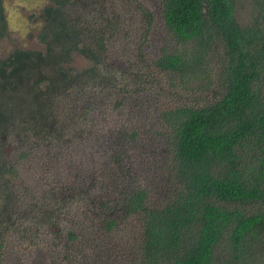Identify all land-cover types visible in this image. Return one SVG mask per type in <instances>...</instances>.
Listing matches in <instances>:
<instances>
[{
  "label": "trees",
  "instance_id": "trees-1",
  "mask_svg": "<svg viewBox=\"0 0 264 264\" xmlns=\"http://www.w3.org/2000/svg\"><path fill=\"white\" fill-rule=\"evenodd\" d=\"M9 1L0 0V42L11 38ZM253 1L257 17L244 25L241 0H163L175 46L152 66L176 90L200 85L211 95L162 112L166 196L151 205L143 187L108 195L67 184L51 201L19 193L20 168L33 150L77 140L74 132L96 115L102 94L128 91L107 53L117 27L111 19L93 28L67 13L75 0H49L39 48L0 58V264L16 241L37 247L45 231L63 263L109 264L102 239L119 242L113 216L120 214L140 225L131 264H264V0ZM143 16L152 22L150 11ZM61 103L75 110L61 113ZM138 135L125 129L114 139L115 166L122 168ZM14 148L21 151L13 161ZM64 158L49 157L48 168L57 170ZM76 204L84 206L80 217H72ZM122 257L115 251L114 260Z\"/></svg>",
  "mask_w": 264,
  "mask_h": 264
},
{
  "label": "rangeland",
  "instance_id": "rangeland-1",
  "mask_svg": "<svg viewBox=\"0 0 264 264\" xmlns=\"http://www.w3.org/2000/svg\"><path fill=\"white\" fill-rule=\"evenodd\" d=\"M75 1L77 3L67 10L73 18L80 17L82 21L90 22L93 28L94 21L101 17L109 18L117 26L113 29L114 35L107 39V53L120 71L128 91L109 90L102 94L96 115H88V120H84L81 126L82 131L74 132L80 133L77 140L63 146L54 144L51 148L33 150L32 157L25 160L20 168L23 184L17 183L19 193L35 195L36 201H51L52 197L57 200L55 196L67 184L83 191H100L108 195L115 189L123 192L127 188L143 187L148 190L150 204L154 205L165 198V179H168L166 159L169 151L165 131L160 126L162 112L186 100H202L201 104H204L203 99L210 96L211 92L199 89L200 85H193L189 93L184 92L182 87L176 90L169 78L152 66L164 50L175 46L163 20V0ZM48 3L49 0H13L6 4L11 38L0 42V58L18 48H39L38 35L43 22V10ZM144 9L153 14L151 23L143 16ZM257 14L258 9L253 0H241L238 18L244 25L255 19ZM178 92H183L184 95L179 93L182 98L177 95ZM66 105L60 104L61 113L68 108L75 110ZM81 120L83 116H75V121ZM125 129L135 130L139 135L120 168L111 161V154L118 147L114 139L119 138ZM31 148V144L26 146V150ZM20 151H13V161ZM60 156L66 158L52 172L47 166L49 157L57 159ZM111 168H119V173L111 171ZM67 205L70 206L68 209L73 207L71 203ZM83 210V204H76L72 217H80ZM113 218L118 219L120 229L116 238L119 242H115V237L102 239L110 255L109 264H131L127 255L133 247L137 248L136 236L140 225L134 218H124L122 214ZM45 232L40 235L37 247H31L27 240L16 241L13 255H7L3 264H65L49 247L51 234ZM115 251L123 252L124 260H114ZM91 252L89 250L88 254L91 255Z\"/></svg>",
  "mask_w": 264,
  "mask_h": 264
}]
</instances>
